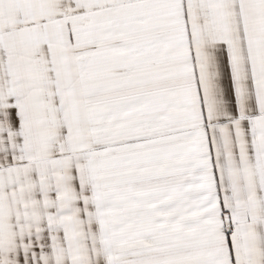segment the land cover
<instances>
[{
	"label": "snow or ice",
	"instance_id": "1",
	"mask_svg": "<svg viewBox=\"0 0 264 264\" xmlns=\"http://www.w3.org/2000/svg\"><path fill=\"white\" fill-rule=\"evenodd\" d=\"M0 264H264V0H0Z\"/></svg>",
	"mask_w": 264,
	"mask_h": 264
}]
</instances>
